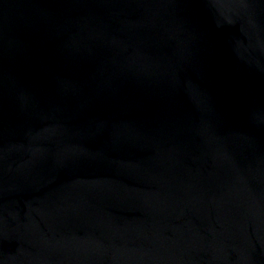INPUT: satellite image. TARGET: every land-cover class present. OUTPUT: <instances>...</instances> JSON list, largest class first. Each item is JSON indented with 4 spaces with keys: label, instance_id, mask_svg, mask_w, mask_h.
Returning <instances> with one entry per match:
<instances>
[{
    "label": "water",
    "instance_id": "water-1",
    "mask_svg": "<svg viewBox=\"0 0 264 264\" xmlns=\"http://www.w3.org/2000/svg\"><path fill=\"white\" fill-rule=\"evenodd\" d=\"M0 264H264V0H0Z\"/></svg>",
    "mask_w": 264,
    "mask_h": 264
}]
</instances>
